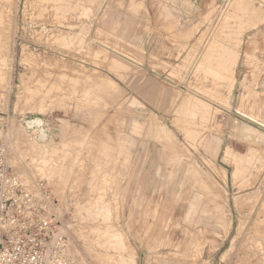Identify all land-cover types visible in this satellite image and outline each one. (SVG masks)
Masks as SVG:
<instances>
[{
	"label": "rangeland",
	"instance_id": "1",
	"mask_svg": "<svg viewBox=\"0 0 264 264\" xmlns=\"http://www.w3.org/2000/svg\"><path fill=\"white\" fill-rule=\"evenodd\" d=\"M236 1L0 0V138L84 264H264V0Z\"/></svg>",
	"mask_w": 264,
	"mask_h": 264
},
{
	"label": "built area",
	"instance_id": "2",
	"mask_svg": "<svg viewBox=\"0 0 264 264\" xmlns=\"http://www.w3.org/2000/svg\"><path fill=\"white\" fill-rule=\"evenodd\" d=\"M9 159L0 138V264H74L53 193L43 181L29 184Z\"/></svg>",
	"mask_w": 264,
	"mask_h": 264
},
{
	"label": "bare ground",
	"instance_id": "3",
	"mask_svg": "<svg viewBox=\"0 0 264 264\" xmlns=\"http://www.w3.org/2000/svg\"><path fill=\"white\" fill-rule=\"evenodd\" d=\"M87 3L85 4V6H86V8L88 9V12H89V14H90V12H91V7L89 6V3L90 2H92L93 0H85ZM132 1V0H131ZM244 1H246V0H244ZM249 1V0H248ZM95 2V1H94ZM130 2V1H129ZM237 2H239V0H237L236 1V3L234 4H232V5H234L236 8H237ZM88 4V5H87ZM92 4V3H91ZM242 4H243V1H242ZM244 4H245V2H244ZM248 4V3H247ZM262 4H264V3H262ZM96 5H97V3H96ZM234 6H232V8L234 7ZM258 6H260L259 4H258ZM129 7V6H128ZM254 7H256V6H254ZM135 8V7H134ZM231 8V7H230ZM236 8H233L234 10L236 9ZM258 8V7H257ZM256 8V9H257ZM94 9V8H93ZM128 9V8H127ZM254 9V8H253ZM240 10V9H239ZM238 10V11H239ZM245 10V9H244ZM258 10V9H257ZM93 11V10H92ZM134 11V10H133ZM227 11V10H226ZM240 11H242V10H240ZM129 12H131V10L129 11ZM232 12V11H231ZM230 12V13H231ZM235 12V11H234ZM245 12H247V11H245ZM245 12H243V13H245ZM252 12V11H251ZM237 13V12H236ZM253 13V12H252ZM228 15H231V14H229V13H227ZM233 14V13H232ZM234 15V14H233ZM238 15V14H237ZM259 15V14H258ZM258 15H256V17H258ZM117 16V15H116ZM235 16V15H234ZM250 16V15H249ZM103 17V16H102ZM106 17V16H105ZM228 17V16H227ZM241 17H242V15H241ZM255 17V16H254ZM255 17V18H256ZM262 18V17H261ZM234 20H236V18H233ZM238 19V18H237ZM241 19V18H240ZM239 19V20H240ZM249 19V18H248ZM254 18H252V20H253ZM256 19H258V18H256ZM256 19H254L256 22H257V20ZM225 20V19H224ZM101 22V21H100ZM119 22V21H118ZM128 22V21H127ZM114 23V22H113ZM112 23V24H113ZM129 23V22H128ZM239 23V22H238ZM264 23V22H263ZM117 24V23H116ZM244 24V23H243ZM131 25V24H130ZM238 25H240V24H238ZM128 26V25H127ZM241 26V25H240ZM240 26H239V28H240ZM246 26H248V25H246ZM245 26V27H246ZM250 26V25H249ZM251 28V27H250ZM115 29V28H114ZM106 30V29H105ZM246 33V32H245ZM122 34H124V33H122ZM170 38V37H169ZM228 43V42H227ZM198 44V43H197ZM226 44V43H225ZM242 45V44H241ZM225 47V46H224ZM223 47V48H224ZM206 48V47H205ZM210 48V47H209ZM238 50V49H237ZM241 50V49H240ZM229 51H232L231 49L229 50ZM238 52V51H237ZM254 53V52H253ZM121 62V61H120ZM119 63V62H118ZM117 63V64H118ZM220 64H222V63H220ZM263 64V63H262ZM120 65V64H119ZM124 65V64H123ZM208 66H211V65H208ZM204 67H202V69H203ZM214 68H216V67H214ZM213 68V66L212 67H210V69L212 70V69H214ZM227 71V70H226ZM263 71V70H262ZM217 73V72H216ZM212 74H213V72H212ZM220 74V73H219ZM218 74V75H219ZM225 75V74H224ZM216 78V77H215ZM214 78V79H215ZM219 78V77H218ZM262 78V77H261ZM225 79V78H224ZM261 80H263V79H261ZM214 82V81H213ZM215 83H217V81L215 82ZM218 84V83H217ZM263 86V85H262ZM205 88V87H204ZM255 88V87H254ZM197 89H199V88H197ZM210 89V88H209ZM196 90V89H195ZM226 90V89H225ZM201 91H203V90H201ZM211 91V90H210ZM255 91H257V90H255ZM187 95H189V94H187ZM200 95V94H199ZM210 95V94H209ZM201 96V95H200ZM210 96H212V95H210ZM190 96H188V97H186V98H189ZM193 97V96H192ZM207 97V96H206ZM206 97H204V98H206ZM216 97V96H215ZM191 98V97H190ZM189 98V99H190ZM196 98V97H195ZM210 98V97H209ZM214 98V97H213ZM184 99V98H183ZM188 99V100H189ZM211 99V98H210ZM244 99H245V97H244ZM181 100H182V98H181ZM192 100H194L193 98H192ZM198 100H200V99H198ZM209 100V99H208ZM213 100H217V98H215V99H213ZM220 100H222V99H219V101ZM202 101V100H201ZM218 101V100H217ZM218 101V102H219ZM223 101V100H222ZM188 101L186 100V99H184V100H182L181 101V103H178L179 105H186V103H187ZM193 103V102H192ZM208 104V103H207ZM223 105V104H222ZM228 105V104H227ZM230 106V105H229ZM186 108V107H185ZM182 109V108H181ZM189 109H191V108H189ZM214 109H216V108H214ZM189 111H191V110H189ZM221 111V110H220ZM181 112V111H180ZM154 119V118H153ZM207 121V120H206ZM256 121V120H255ZM41 122V119H40V117H34V118H31L30 120H27L26 121V123L27 124H29V125H31V124H39ZM246 123V122H245ZM253 123V122H252ZM154 124V123H153ZM157 125V124H156ZM155 125V126H156ZM263 125V124H262ZM160 126V125H159ZM249 126V125H248ZM164 128V127H163ZM255 128V127H254ZM157 129V131H158V129H160L159 127L158 128H156ZM156 129H155V131H156ZM161 130V129H160ZM159 130V131H160ZM210 130V129H209ZM261 130V129H260ZM44 131V130H43ZM165 132V131H164ZM246 132V131H245ZM264 132V131H263ZM161 133V132H160ZM238 133V132H237ZM242 133V132H241ZM249 133V132H248ZM163 134V133H162ZM161 134V135H162ZM194 134V133H193ZM160 135V134H159ZM240 135V134H239ZM262 135V134H261ZM251 136V135H250ZM253 137V136H252ZM196 139V138H195ZM253 140V139H252ZM259 142V141H258ZM256 143V142H255ZM18 145H20V143L19 144H16V145H13V147H15V146H18ZM46 149V148H45ZM30 150H31V148H30ZM32 152V151H31ZM33 155V154H32ZM39 155V154H38ZM250 155V154H249ZM34 156V155H33ZM10 159V161H11V157H9ZM35 159H37V158H35ZM38 160V162L40 163V164H47V160L46 161H43V160H41L40 158H38L37 159ZM12 163L13 164H17V162L15 161V158L13 157V160H12ZM25 177L27 178V179H25L27 182H30L29 180V175L28 174H26L25 175ZM263 203V202H262ZM116 209V208H115ZM261 209V208H260ZM261 222V221H260ZM115 226V225H114ZM118 228H116V230H115V232L114 231H111V234H112V232H114V234H112V237H113V240L112 241H114V242H112V241H110V242H102L101 241V245H103V246H105L106 245V247H114V248H116L117 249V252H119V250H120V248H121V241H120V239H119V235L117 234V232L116 231H118L117 230ZM108 233H110V231H108ZM110 235V234H109ZM111 236V235H110ZM118 240V241H117ZM104 241V240H103ZM204 245V244H203ZM262 245V244H261ZM99 246V245H98ZM97 248V247H96ZM100 248V247H99ZM199 248V247H198ZM75 250H73V255L71 254H69L68 252H67V256L69 257V259L74 263V264H84V262H85V259H84V257L83 256H81V253L79 252V250L78 249H76V248H74ZM91 249V248H90ZM105 249V248H104ZM97 250V249H96ZM104 251V250H103ZM107 251V250H106ZM110 251V250H109ZM108 251V252H109ZM70 252H72V251H70ZM96 253V252H95ZM96 255V254H95ZM106 255H107V253H106ZM110 256H105V253H103V254H100V255H98L97 254V256L94 258V261L96 262V264H115V263H113L115 260H114V258H116V256H114V254H109ZM90 256V255H89ZM121 261V260H120ZM95 262H93V263H95ZM116 263H117V260H116Z\"/></svg>",
	"mask_w": 264,
	"mask_h": 264
},
{
	"label": "crops",
	"instance_id": "4",
	"mask_svg": "<svg viewBox=\"0 0 264 264\" xmlns=\"http://www.w3.org/2000/svg\"><path fill=\"white\" fill-rule=\"evenodd\" d=\"M166 6L174 9V14L179 17L180 22L194 21L198 22L201 20V15L209 9L213 1L219 2L221 0H163ZM154 33L152 37H154ZM161 36H164L161 34ZM139 64V63H138ZM140 65V64H139Z\"/></svg>",
	"mask_w": 264,
	"mask_h": 264
}]
</instances>
